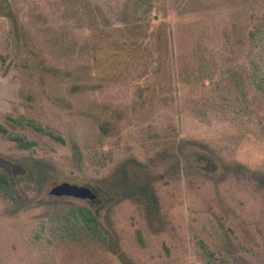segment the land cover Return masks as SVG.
Listing matches in <instances>:
<instances>
[{"label": "rangeland", "instance_id": "1", "mask_svg": "<svg viewBox=\"0 0 264 264\" xmlns=\"http://www.w3.org/2000/svg\"><path fill=\"white\" fill-rule=\"evenodd\" d=\"M255 10L264 0H0V125L35 143L0 134V264H264ZM61 183L94 201L53 195Z\"/></svg>", "mask_w": 264, "mask_h": 264}, {"label": "trees", "instance_id": "2", "mask_svg": "<svg viewBox=\"0 0 264 264\" xmlns=\"http://www.w3.org/2000/svg\"><path fill=\"white\" fill-rule=\"evenodd\" d=\"M245 58L247 64V71L245 73L246 83L255 91L264 93V12L260 10H255L250 15ZM26 125L37 133L44 134L53 140L61 141L54 133L43 129L32 120H27ZM0 134L7 136L19 150H29L35 146L34 142L27 140L23 135L7 134V130L1 125ZM7 185L8 178L0 174V190L6 189ZM69 216L80 228L87 230L93 235H99L97 222L88 210L76 207L75 211H71Z\"/></svg>", "mask_w": 264, "mask_h": 264}, {"label": "water", "instance_id": "3", "mask_svg": "<svg viewBox=\"0 0 264 264\" xmlns=\"http://www.w3.org/2000/svg\"><path fill=\"white\" fill-rule=\"evenodd\" d=\"M52 194L57 197H71L87 203H92L95 199L94 194L88 187L68 183H61L54 187Z\"/></svg>", "mask_w": 264, "mask_h": 264}]
</instances>
